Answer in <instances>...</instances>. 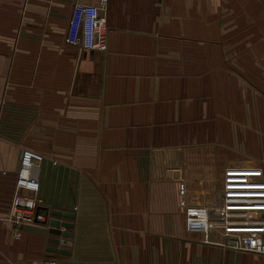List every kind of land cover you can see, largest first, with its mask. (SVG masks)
I'll use <instances>...</instances> for the list:
<instances>
[{
	"label": "crops",
	"instance_id": "0c3cea01",
	"mask_svg": "<svg viewBox=\"0 0 264 264\" xmlns=\"http://www.w3.org/2000/svg\"><path fill=\"white\" fill-rule=\"evenodd\" d=\"M77 1L99 0H0V264H264L259 145L222 122L240 94L223 54L264 51V0H106L107 49L85 54L64 42ZM25 148L71 238L3 225Z\"/></svg>",
	"mask_w": 264,
	"mask_h": 264
},
{
	"label": "built area",
	"instance_id": "2783aa9c",
	"mask_svg": "<svg viewBox=\"0 0 264 264\" xmlns=\"http://www.w3.org/2000/svg\"><path fill=\"white\" fill-rule=\"evenodd\" d=\"M106 0H99L96 5H84L75 2L65 31L64 42L76 48L81 54L90 51L105 52L107 49ZM44 155L22 149L19 154L18 167L14 183V194L10 209L3 218V225L10 228L13 238L20 237V228L24 226L46 224L48 215L38 211L41 201L38 172ZM225 249L243 251L240 240L231 238L221 246ZM39 264H56L53 259H42Z\"/></svg>",
	"mask_w": 264,
	"mask_h": 264
},
{
	"label": "rangeland",
	"instance_id": "374dc122",
	"mask_svg": "<svg viewBox=\"0 0 264 264\" xmlns=\"http://www.w3.org/2000/svg\"><path fill=\"white\" fill-rule=\"evenodd\" d=\"M243 47L238 49V54H223L228 73L240 82L238 113L223 119V128L228 132L229 145L242 154L246 144L259 145L261 164L264 166V118H261L264 114L257 110L255 99L257 95L264 100V51L250 54L242 52L251 50Z\"/></svg>",
	"mask_w": 264,
	"mask_h": 264
},
{
	"label": "water",
	"instance_id": "95a60500",
	"mask_svg": "<svg viewBox=\"0 0 264 264\" xmlns=\"http://www.w3.org/2000/svg\"><path fill=\"white\" fill-rule=\"evenodd\" d=\"M57 217H63L65 219H73L74 216L69 214L68 212H60V211H52L50 213V220L48 221V225L50 227L49 234L51 236H55L62 239H68L72 237V234L69 232H65L66 230H70L73 228V225L68 222H62L57 219ZM60 229H64L63 231ZM48 244L58 247H70L71 244L69 242H64L63 240L59 239H48ZM47 252L53 254H60V255H70L69 252L64 250H60L58 248H47Z\"/></svg>",
	"mask_w": 264,
	"mask_h": 264
}]
</instances>
